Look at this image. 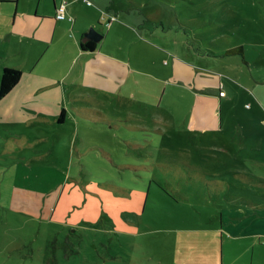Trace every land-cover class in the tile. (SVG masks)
<instances>
[{"label":"rangeland","instance_id":"374dc122","mask_svg":"<svg viewBox=\"0 0 264 264\" xmlns=\"http://www.w3.org/2000/svg\"><path fill=\"white\" fill-rule=\"evenodd\" d=\"M99 2L108 16L102 25L113 24L107 42L137 41L131 49L138 74L118 94L133 102L130 113L142 122L164 123L129 144L132 130L111 129L121 145L113 146L116 165L52 179L28 171L19 181L2 163L0 182L39 198L22 210L12 200L0 206V264H264V235L238 234L246 231L244 209L255 210L248 203L264 201V0ZM238 46L242 55H226ZM176 61L194 74L186 80L169 74ZM88 100L82 104L116 111L113 99ZM33 102V121L0 128L3 157L23 158L18 151L26 143L44 149L50 130L41 119L54 110ZM141 102L148 112L138 111ZM72 125L68 116L69 150ZM61 133L54 128L49 135Z\"/></svg>","mask_w":264,"mask_h":264},{"label":"crops","instance_id":"0c3cea01","mask_svg":"<svg viewBox=\"0 0 264 264\" xmlns=\"http://www.w3.org/2000/svg\"><path fill=\"white\" fill-rule=\"evenodd\" d=\"M61 1L63 0H0V78L6 67L21 72L18 83L0 98V128L24 126L33 121L29 116L33 115L30 108L35 104L34 100L50 105L54 110L52 117L41 119L48 123L50 130L46 135L47 140L41 141L44 149L34 150L35 144L26 143L25 150L18 151L23 154V158L3 157L0 154V165L4 163L10 168L8 172L19 174V181L28 179V171L40 174L41 178L52 179L55 174L63 176L70 172L77 174L79 170H95L97 165H106L108 162L116 165L113 146L121 145L115 138H110L111 129L123 126L132 130L128 136L129 144L133 138L144 136V131L148 132L150 128L160 129L164 123L154 118V126H150L149 121L142 122L139 117L130 113L133 111V102L118 94L131 74H138L133 69L135 55L131 49L132 44L137 41L131 40L124 44L119 38L114 44L107 42L108 32L113 24L111 25V20L108 21L109 30L102 25L108 19L105 0H101L104 6L99 0H92L96 14L91 11L89 13L87 0H65L66 17L57 20L56 8ZM90 26H94L103 37L94 51L84 52L80 49V42ZM134 28L136 27H132ZM169 74L186 80L185 74L191 76L194 72L188 71L181 62L176 61ZM190 76L187 75V79ZM85 97L99 100L105 105L109 99H113L116 111L94 108V104L99 102L90 100L87 101L90 103L82 104ZM138 106V111L148 112L144 103L141 102ZM62 111L64 116L60 121ZM41 112L46 113L44 109ZM114 113L118 114L114 116V121L108 120ZM68 116L73 123L72 130L75 129L76 133L70 150L65 147L64 128ZM54 128L62 131L56 138L49 135L54 133ZM10 132L6 131L11 134ZM132 146L130 144L129 148ZM91 149L100 150L105 159L92 153ZM54 151H59V155L52 159ZM120 157L125 158L123 155ZM29 160H34L33 165L29 164ZM20 162L26 165H21ZM136 165L141 166L138 159ZM148 176L147 174L146 177ZM38 198V194L32 189L0 182V206H6L12 200L11 204L20 205L18 209L22 210V206L27 208L28 203L38 205ZM248 205L255 210L244 209L242 224L246 231H239L238 234L250 237L264 235V212L255 213L264 210V201ZM237 215L241 216L239 213ZM248 224L251 225L250 231Z\"/></svg>","mask_w":264,"mask_h":264},{"label":"trees","instance_id":"16d2710c","mask_svg":"<svg viewBox=\"0 0 264 264\" xmlns=\"http://www.w3.org/2000/svg\"><path fill=\"white\" fill-rule=\"evenodd\" d=\"M96 44L87 41V42H80V49L84 52H92L94 51ZM243 48L238 46L234 49H230L226 52V55H234L240 54L242 55ZM21 76V72L17 69L6 67L2 70L1 78H0V98L7 95L12 88L18 83ZM64 112L62 111L59 115V120L63 119ZM149 182H152L151 177L148 176ZM182 181V180H181Z\"/></svg>","mask_w":264,"mask_h":264},{"label":"water","instance_id":"95a60500","mask_svg":"<svg viewBox=\"0 0 264 264\" xmlns=\"http://www.w3.org/2000/svg\"><path fill=\"white\" fill-rule=\"evenodd\" d=\"M102 35L98 33L94 28H90L86 33H84L82 42L91 41L95 44L99 43V41L102 39Z\"/></svg>","mask_w":264,"mask_h":264},{"label":"built area","instance_id":"2783aa9c","mask_svg":"<svg viewBox=\"0 0 264 264\" xmlns=\"http://www.w3.org/2000/svg\"><path fill=\"white\" fill-rule=\"evenodd\" d=\"M66 4H67V2L65 0H63V1L60 2L58 7L56 8L55 18L57 20L65 19V17H66V15H65Z\"/></svg>","mask_w":264,"mask_h":264}]
</instances>
